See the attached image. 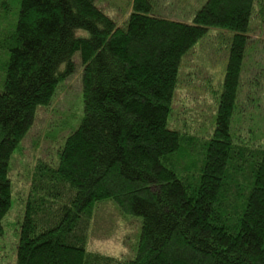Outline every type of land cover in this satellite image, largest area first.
<instances>
[{
    "label": "trees",
    "instance_id": "obj_1",
    "mask_svg": "<svg viewBox=\"0 0 264 264\" xmlns=\"http://www.w3.org/2000/svg\"><path fill=\"white\" fill-rule=\"evenodd\" d=\"M256 2L207 0L188 24L133 0L119 26L96 0H19L18 21L0 40L9 55L0 83V236L13 204V154L37 109L75 73V53L84 115L57 162L34 169L17 264H264V148L230 133ZM212 28L233 40L213 133L203 138L169 120L182 58ZM105 203L142 219L132 258L88 248L105 239L97 212Z\"/></svg>",
    "mask_w": 264,
    "mask_h": 264
},
{
    "label": "rangeland",
    "instance_id": "obj_2",
    "mask_svg": "<svg viewBox=\"0 0 264 264\" xmlns=\"http://www.w3.org/2000/svg\"><path fill=\"white\" fill-rule=\"evenodd\" d=\"M156 16L191 24L195 14L207 0H150ZM99 7L123 26L133 11V0H96ZM19 0H0V40H3L19 18ZM252 32L245 48L230 133L235 143L264 148V0H257L250 23ZM77 34L86 36L79 30ZM233 33L209 29L181 61L180 84L169 120L170 127L185 128L190 134L208 138L218 115L223 93ZM7 53V51H6ZM0 52V83L3 66L8 60ZM75 73L65 77L47 106L36 111L33 127L13 154L9 176L12 181L13 204L3 219L0 236V264H17V244L26 199L38 162L56 163L58 152L69 134L80 125L83 110V65L80 54L73 56ZM65 67L61 68L63 71ZM5 77V73H4ZM173 123V125L171 124ZM101 238L90 239L89 250L132 258L141 234L139 217L124 218L118 208L100 205Z\"/></svg>",
    "mask_w": 264,
    "mask_h": 264
}]
</instances>
